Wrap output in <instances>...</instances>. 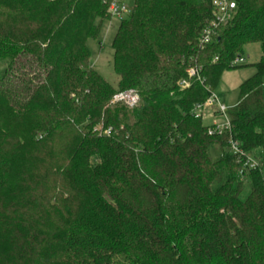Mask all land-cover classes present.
Returning <instances> with one entry per match:
<instances>
[{
    "label": "trees",
    "instance_id": "1",
    "mask_svg": "<svg viewBox=\"0 0 264 264\" xmlns=\"http://www.w3.org/2000/svg\"><path fill=\"white\" fill-rule=\"evenodd\" d=\"M233 1L214 28L211 0H131L113 84L87 46L104 0H0V264H264V0ZM251 43L231 128L209 134L194 105ZM128 89L137 105L111 103Z\"/></svg>",
    "mask_w": 264,
    "mask_h": 264
},
{
    "label": "built area",
    "instance_id": "2",
    "mask_svg": "<svg viewBox=\"0 0 264 264\" xmlns=\"http://www.w3.org/2000/svg\"><path fill=\"white\" fill-rule=\"evenodd\" d=\"M107 3L108 11L110 15L113 17L126 16L130 12V7H128L125 3L120 0H104ZM211 8H212V16L213 22L212 25L215 28L219 25H224L233 19L236 12V5L233 0H211ZM213 29L208 27L203 29L199 36V44L201 46L207 45L211 42L212 35H214ZM214 60H217V57H214ZM244 58L242 56H237L230 63L231 66L239 65L244 63ZM186 73L189 78H197L201 80L202 78L199 76V68L189 67L186 70ZM180 85L186 87L189 85L187 80H182ZM139 101L138 93L133 89H128L125 91H120L116 93L112 99V104H122L128 108H132L137 105ZM210 111L211 121L207 126V132L209 134L212 133H222L225 131H229L231 128L230 120L227 115V107L225 104L218 98V96L212 92L210 96L203 102L194 105V114L196 116H201L204 119V112ZM221 119L222 121H218ZM110 129H106L105 132L108 133ZM230 147L233 153H237L240 156H243L241 150L237 148V146L230 142ZM257 166V160L252 157H245L242 159V171H241V179H243L244 171L248 169H254Z\"/></svg>",
    "mask_w": 264,
    "mask_h": 264
},
{
    "label": "rangeland",
    "instance_id": "3",
    "mask_svg": "<svg viewBox=\"0 0 264 264\" xmlns=\"http://www.w3.org/2000/svg\"><path fill=\"white\" fill-rule=\"evenodd\" d=\"M128 7L131 6V0H120ZM126 16H124L125 18ZM123 19L113 16L109 21L103 22L98 39L87 41V46L91 52V62L94 68L110 83L116 82V75L112 69L113 49L111 41L118 24ZM262 50L258 43L247 44L243 48L241 56L244 58V63L237 68L223 71L220 77L219 84L215 89V94L225 104L230 107L235 104L238 95V85L245 78L253 73V64L256 63L262 55ZM264 99V86L262 91ZM128 108V107H127ZM210 111L204 112V124H209L211 121ZM218 121H222L218 119Z\"/></svg>",
    "mask_w": 264,
    "mask_h": 264
},
{
    "label": "crops",
    "instance_id": "4",
    "mask_svg": "<svg viewBox=\"0 0 264 264\" xmlns=\"http://www.w3.org/2000/svg\"><path fill=\"white\" fill-rule=\"evenodd\" d=\"M112 18V17H111ZM109 21V20H108ZM93 65V64H92ZM264 86V85H263Z\"/></svg>",
    "mask_w": 264,
    "mask_h": 264
}]
</instances>
